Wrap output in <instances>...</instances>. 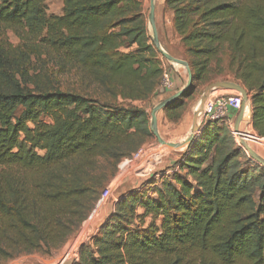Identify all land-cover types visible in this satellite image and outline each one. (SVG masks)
Listing matches in <instances>:
<instances>
[{"label":"trees","instance_id":"obj_1","mask_svg":"<svg viewBox=\"0 0 264 264\" xmlns=\"http://www.w3.org/2000/svg\"><path fill=\"white\" fill-rule=\"evenodd\" d=\"M46 1L0 8V264L51 255L79 232L118 164L155 137L135 104L167 92L141 0H62L60 16ZM164 5L193 75L165 117L179 122L201 85L231 75L264 140V0ZM46 58L80 75V91ZM227 119L205 121L159 180L120 196L75 264H264V166Z\"/></svg>","mask_w":264,"mask_h":264},{"label":"rangeland","instance_id":"obj_2","mask_svg":"<svg viewBox=\"0 0 264 264\" xmlns=\"http://www.w3.org/2000/svg\"><path fill=\"white\" fill-rule=\"evenodd\" d=\"M141 1L143 2L145 13L148 16L150 0ZM4 5L5 0H0V8ZM45 6L46 12L50 16H60L63 14L62 0H47ZM156 24L158 27L159 40L162 49L174 58L181 57L183 55V49L180 38L173 28L172 12L165 7L164 0H157ZM148 29L153 42V32L149 23ZM6 37L15 46L20 42L12 32H7ZM2 39L3 38H1V40ZM160 55L164 70L166 71V75L163 78V83L168 82L169 74H167V72H170L171 70L174 74L181 73V87L186 85L188 81V73L185 67L168 62L161 52ZM44 60L48 62V58ZM39 63L42 65L41 62ZM48 63L49 64H46L47 69H49V71L55 75L58 73V82L62 88L80 91V75H78L74 70L68 69V67L62 68L58 65H54L51 62ZM35 65L37 64H34V66ZM214 70H216L215 66ZM223 81L236 82L231 75L218 76L214 74L213 80L211 82L203 84L199 87L194 100L188 102L187 107L183 112V118L177 123L170 122L162 111L158 113V131L160 136L170 142H179L185 139L186 144L181 146L182 150L184 149L183 151H175L169 147L163 146L157 141V138L154 137V139L149 141L136 155H134L133 158L125 159L118 164L115 176L108 183L106 190L102 194V197L99 203L96 205L90 218L84 223L79 232H77L75 236L70 239L61 250L54 252L51 255L38 253L22 255L5 264H75L78 261L80 248L95 237L100 226L107 220L108 216L112 212L114 204L119 200V197L133 189H141L143 183L151 180L152 177H156L157 180H159L160 176L163 174V171L172 165L175 160H178L182 153L186 151L191 143H188L189 138L186 139V137L191 135L193 128L197 124V113L199 108L198 101L203 90L211 84ZM226 95L242 96L241 92L235 89L221 88L213 90L208 96L205 112H209L214 107L215 102L219 97ZM164 100L165 98L160 95L148 102H138L135 105L146 108L151 117L153 109ZM238 114L239 112H237L233 122L228 125L233 133ZM239 131L240 135L248 144V146L264 158V140L259 138L257 135L253 137L254 130L251 124V106L249 107V105L247 114L240 125ZM234 135L237 142L241 146L238 137L235 133Z\"/></svg>","mask_w":264,"mask_h":264},{"label":"water","instance_id":"obj_3","mask_svg":"<svg viewBox=\"0 0 264 264\" xmlns=\"http://www.w3.org/2000/svg\"><path fill=\"white\" fill-rule=\"evenodd\" d=\"M156 7H157V0H150V7H149V13H148V23L152 28L153 43H154L155 47L157 48V50H159L163 54V56L165 57V59L168 62L178 64V65L185 67V69L187 70V73H188V81H187V84L180 91H178L176 94L172 95L171 97L165 99L164 101H162L159 105H157L153 109L152 114H151V131L153 132L154 136L157 138V141L160 144H162L163 146L169 147L175 151H183L184 149L182 150V148L180 146V142H182V141L170 142V141L163 139L160 136L159 131H158V113H160L161 111L166 109L169 105L176 102L178 99H180L187 92V90L190 88V86L193 83V75H192V70L190 68V65L187 61L181 60L178 58H174L171 55L167 54L162 49L161 44H160V40H159L158 27L156 24ZM221 88L235 89V90H238L241 92L244 104H243V108L239 111V114H238V117L236 120L234 133L238 137V139L241 143V146L246 150L248 155L254 161H256L260 165L264 166V158L261 155H259L257 152H255L253 149H251L248 146V144L243 140L242 136L240 135L239 128H240L241 123L244 120V115H245L244 108L246 105H249V107H250L248 92L240 83L231 82V81L216 82L214 84L207 86L203 90V92L200 96V99L198 101L199 108H198V113H197V124L193 128L191 135H188L186 137V139L189 138L188 143H190L193 140V138L195 137V135L197 134V132L199 131V129L202 127L203 123L205 122V117H206L205 106H206V102H207L209 94L213 90L221 89Z\"/></svg>","mask_w":264,"mask_h":264},{"label":"built area","instance_id":"obj_4","mask_svg":"<svg viewBox=\"0 0 264 264\" xmlns=\"http://www.w3.org/2000/svg\"><path fill=\"white\" fill-rule=\"evenodd\" d=\"M162 85L169 86V80L167 83H162ZM243 104V97L241 95L221 96L216 100L214 107L209 112H205V121L225 120L230 113L239 112L243 108Z\"/></svg>","mask_w":264,"mask_h":264},{"label":"crops","instance_id":"obj_5","mask_svg":"<svg viewBox=\"0 0 264 264\" xmlns=\"http://www.w3.org/2000/svg\"><path fill=\"white\" fill-rule=\"evenodd\" d=\"M172 17H173V13H172ZM177 58V57H176ZM178 59H181V60H185L183 55L181 57H178ZM186 61V60H185ZM167 74H169L168 76V80L170 82V85L169 86H164L167 90V92L162 95L165 99L171 97L172 95L176 94L178 91H180L185 85H183V87H181V83H182V75L181 73L179 74H174L172 73V71L170 70V72H167ZM171 94V95H170ZM249 102H250V99H249ZM250 106H251V103H250ZM237 113L235 112H232L229 114L228 116V125L231 124L234 120V118L236 117ZM257 135L255 132H254V136Z\"/></svg>","mask_w":264,"mask_h":264},{"label":"bare ground","instance_id":"obj_6","mask_svg":"<svg viewBox=\"0 0 264 264\" xmlns=\"http://www.w3.org/2000/svg\"><path fill=\"white\" fill-rule=\"evenodd\" d=\"M247 110H248V105H246L245 108H244V113H245L244 117L247 114ZM183 144H186V140H183L182 142H180V146H182Z\"/></svg>","mask_w":264,"mask_h":264}]
</instances>
